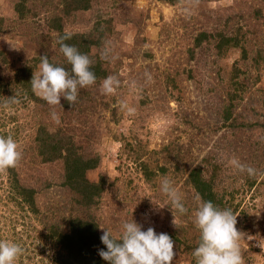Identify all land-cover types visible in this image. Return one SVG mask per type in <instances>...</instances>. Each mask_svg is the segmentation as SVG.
Returning <instances> with one entry per match:
<instances>
[{"label":"rangeland","instance_id":"374dc122","mask_svg":"<svg viewBox=\"0 0 264 264\" xmlns=\"http://www.w3.org/2000/svg\"><path fill=\"white\" fill-rule=\"evenodd\" d=\"M73 5V0H0V102L14 95L19 100L8 107L0 103V135L19 143L22 159L13 170L19 183L34 189L33 203L25 202L12 170L0 172V240L22 247L16 264H58V243L49 236L75 217L117 237L121 224L134 219L142 230L153 227L171 236L173 264H195L200 230L193 213L196 197L202 198L189 181L195 166L214 178L212 190L224 198L216 206L238 215L245 264H264V250L255 240L264 238V0ZM57 19L64 31L88 37L86 54L92 66L100 64L103 77L79 89L73 105L62 97L53 107L34 95L30 82L41 55L71 67L59 50ZM204 31L209 36L197 43ZM221 41L229 44L220 46ZM109 75L120 85L105 95L100 85ZM53 110L59 124L51 118ZM42 136L62 140L59 157L44 160L38 146ZM70 151L74 160L100 156L99 165L85 172L89 182L106 180L97 203L83 201L89 190L84 174L67 187L64 155ZM232 157L257 169V175L239 172L229 163ZM143 163L166 169L148 177ZM164 177L177 188L187 213L176 211L174 217L160 190Z\"/></svg>","mask_w":264,"mask_h":264},{"label":"clouds","instance_id":"9594fccd","mask_svg":"<svg viewBox=\"0 0 264 264\" xmlns=\"http://www.w3.org/2000/svg\"><path fill=\"white\" fill-rule=\"evenodd\" d=\"M71 38L72 34L65 32L58 41L59 50L71 69L50 62L47 54L41 55L38 70H34L30 82L34 95L53 107L61 105L62 97L73 105L77 101L79 89L92 86L97 81L96 74L91 70L93 61L89 55L65 42ZM107 56L108 50L102 52V59ZM145 75L151 79L150 74ZM119 85L118 78L109 75L101 82V93L111 95ZM0 103L8 107L19 103V100L14 95ZM121 107L127 108L129 114L134 112L125 102H121ZM51 118L57 124L60 123L56 111H52ZM21 159L19 143L11 135H0V172L16 167ZM229 163L239 172H247L250 177L257 175V169L241 163L236 157H232ZM160 190L168 197L174 217L176 211L187 213L188 209L183 204L180 193L167 177L161 181ZM196 200L198 206L193 215L194 224L200 230V241L192 253L195 264H245L241 250L244 233L237 229L238 215L231 209H220L212 201H204L200 196ZM173 223L176 225L175 219ZM100 228L103 230L100 239L107 250L100 249L99 255L109 264H173L176 255L174 241L167 233L157 234L153 227L142 230V225L134 219L121 224L119 237L113 235L110 229ZM247 238L253 240L252 236ZM255 240L256 246L264 250V238ZM22 253L23 249L19 244L0 240V264H16Z\"/></svg>","mask_w":264,"mask_h":264},{"label":"trees","instance_id":"16d2710c","mask_svg":"<svg viewBox=\"0 0 264 264\" xmlns=\"http://www.w3.org/2000/svg\"><path fill=\"white\" fill-rule=\"evenodd\" d=\"M170 1V0H165ZM74 9H88L90 6V0H73ZM77 2V3H75ZM17 9L21 10L19 3L17 4ZM55 29L59 31V38L65 34L66 31L63 29V25L61 22L59 23V19L55 21ZM2 29L0 24V30ZM72 38L70 40L65 41L70 45L76 46L81 53H89L91 46L88 42V37L84 33H71ZM208 33L206 31L201 32L197 43L203 41L206 37H208ZM59 44V43H58ZM229 44L228 41L223 42L221 44ZM68 70L71 69L67 68ZM101 66L99 63L91 66V70L96 74L97 79L103 77L100 72ZM45 130V129H44ZM46 134H48L45 131ZM41 138V142L38 143L39 153L42 154L44 160H50L52 155L59 157L62 153H59L61 149H59L60 143L55 141H50L49 137H39ZM57 150H59L57 152ZM57 152V153H56ZM72 152L66 153L64 155L66 159V171H67V180L66 185L70 188L73 186L75 182H78L79 173L81 176L84 174L83 181L86 182V187L89 190L86 194H84L83 201L86 204L97 203L98 199L96 197H100L102 192L105 190V185H107L104 177H101V181L99 182H89V180L85 177V172L87 169L95 168L100 163V156L97 154L89 155L88 157H78L77 159H72ZM69 156L72 162H69ZM148 163H143L144 169L143 172L146 176L150 177L154 175L155 170L158 169L159 172H164L166 167L160 166L155 170L147 167ZM12 171L10 175L12 176L11 180L15 184L18 190V194L22 196L23 200L28 203H33L34 200V189L32 187L22 185L17 180V173L10 168ZM19 178V177H18ZM213 177L207 179L203 175V168L201 166H195L189 173V181L195 187V189L200 193L202 199L204 201H212L215 205L223 204L224 198L220 197L216 198V193L213 192ZM255 181L251 180V184ZM76 186V185H75ZM71 189V188H70ZM73 190V189H72ZM79 189L74 188L73 191L78 192ZM97 223L90 221L88 219L80 220L78 217H75L71 220L70 225L63 230L57 229L51 235L50 238L53 239V242L58 243V248L56 251V255L54 256L58 264H109V262L102 259L99 255L100 249H106V246L101 242L100 237L102 236L100 230L97 229ZM48 237L47 235H45ZM48 237V238H49ZM197 246V245H195ZM195 248V247H194Z\"/></svg>","mask_w":264,"mask_h":264}]
</instances>
